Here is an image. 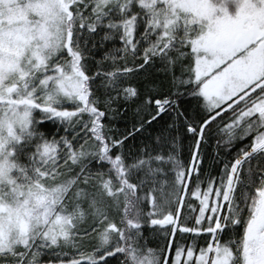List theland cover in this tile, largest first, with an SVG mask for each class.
Masks as SVG:
<instances>
[{
    "label": "snow or ice",
    "instance_id": "snow-or-ice-1",
    "mask_svg": "<svg viewBox=\"0 0 264 264\" xmlns=\"http://www.w3.org/2000/svg\"><path fill=\"white\" fill-rule=\"evenodd\" d=\"M0 264H264V0H0Z\"/></svg>",
    "mask_w": 264,
    "mask_h": 264
},
{
    "label": "trees",
    "instance_id": "trees-1",
    "mask_svg": "<svg viewBox=\"0 0 264 264\" xmlns=\"http://www.w3.org/2000/svg\"><path fill=\"white\" fill-rule=\"evenodd\" d=\"M49 127L51 128L52 126L49 125ZM52 130L55 131L54 128H52ZM214 145H215V140H212V141L209 142L208 145H206V146H202V148H203L207 153H209V155H211V153H212V151H213V147H214ZM209 164H210V160H209ZM185 214H187V212H186ZM160 242H161V243L163 242V237H162V236L160 237Z\"/></svg>",
    "mask_w": 264,
    "mask_h": 264
}]
</instances>
